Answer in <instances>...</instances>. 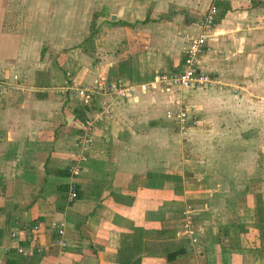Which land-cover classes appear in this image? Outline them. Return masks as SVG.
Returning <instances> with one entry per match:
<instances>
[{"label":"crops","instance_id":"0c3cea01","mask_svg":"<svg viewBox=\"0 0 264 264\" xmlns=\"http://www.w3.org/2000/svg\"><path fill=\"white\" fill-rule=\"evenodd\" d=\"M212 7L210 76L253 10L264 26V0H0V264H264L263 164L243 176L244 163L183 162L187 116L216 132L230 122L219 81L158 80L183 68L186 35L207 31ZM55 23H82V45ZM111 82L130 95L100 85Z\"/></svg>","mask_w":264,"mask_h":264},{"label":"rangeland","instance_id":"374dc122","mask_svg":"<svg viewBox=\"0 0 264 264\" xmlns=\"http://www.w3.org/2000/svg\"><path fill=\"white\" fill-rule=\"evenodd\" d=\"M252 14L248 19V22L252 23L246 27V36L241 40L238 37L226 40L225 45L228 48L221 50L223 56H219L221 68L216 69H219L221 74L213 72L212 77L208 73L211 78L219 81L211 91L226 97L225 110L228 117L226 120L231 117L230 122H226L225 131L221 129L216 132L213 121L197 120L187 116L188 119L185 121L188 122H185L184 127L180 125V128H177L181 130L179 140L183 148L184 163L193 161L208 164L212 161L217 166L221 164L218 172L227 171L229 174L237 172L240 163H244L243 176H253L259 163L264 166V151H260V145H264V36L263 39L255 36L256 33L264 31V26L253 25L256 18L260 20V12L253 10ZM38 25L41 31H45L48 26L52 27V24L40 23ZM53 28L56 31L63 30L77 34L76 38L64 41L70 48L74 45L77 47L82 45V23H55ZM47 42L45 41L44 44ZM55 43V48L64 46L60 39H55ZM61 48L66 49V47ZM46 57L45 53L40 54L42 62H46ZM54 57L52 54L49 56L51 64L54 62ZM71 60L72 69L82 65V52L75 53ZM210 98L208 94L206 99L210 100ZM181 120L184 122L183 118ZM175 122L177 123L176 120ZM206 123L209 125L207 128ZM220 124L222 127V118ZM262 172L264 174V167Z\"/></svg>","mask_w":264,"mask_h":264},{"label":"built area","instance_id":"2783aa9c","mask_svg":"<svg viewBox=\"0 0 264 264\" xmlns=\"http://www.w3.org/2000/svg\"><path fill=\"white\" fill-rule=\"evenodd\" d=\"M218 16V8L212 7L210 8L208 14L205 17V27L206 32L204 34H201L199 36H193V35H186V40L188 42V46L186 49V56L184 60L183 68L175 72L173 74H160L158 76V80L165 82L166 85H175L180 86L184 88L189 89H199L206 87L212 82V78L209 76L208 73H206L200 65V56L204 52L206 46L208 45L209 41V29L213 28L216 24ZM103 89L108 91L109 93H117V95L121 96H129L128 90H125L123 88H119L115 82L111 83H105L100 84ZM79 94L82 96L89 97V93L87 92L85 88L78 89ZM186 113H180L178 114L179 117L185 119ZM71 197L76 198L77 192L75 189L71 192ZM185 224L184 228L187 230L190 229V226L192 224V216L191 212H188V214L185 216ZM24 249L20 248V251L22 252Z\"/></svg>","mask_w":264,"mask_h":264}]
</instances>
